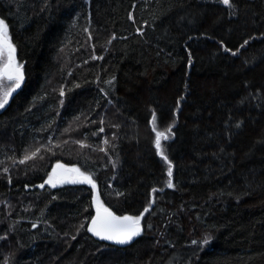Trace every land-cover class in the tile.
Returning <instances> with one entry per match:
<instances>
[{"label": "trees", "instance_id": "16d2710c", "mask_svg": "<svg viewBox=\"0 0 264 264\" xmlns=\"http://www.w3.org/2000/svg\"><path fill=\"white\" fill-rule=\"evenodd\" d=\"M231 3L0 0L26 78L0 115V264H264V0ZM57 160L143 235L91 237V184L38 188Z\"/></svg>", "mask_w": 264, "mask_h": 264}, {"label": "snow or ice", "instance_id": "6c2138e0", "mask_svg": "<svg viewBox=\"0 0 264 264\" xmlns=\"http://www.w3.org/2000/svg\"><path fill=\"white\" fill-rule=\"evenodd\" d=\"M224 5L228 7H233L231 0H220ZM245 44L248 41L244 42ZM243 47V45L241 46ZM15 46L12 44L10 37L8 35V26L4 20L0 19V88H4L3 81L11 82L6 86L2 95H0V108H3L7 103L9 97L12 93L20 88L21 83L24 79L22 72L23 65L17 63L15 56ZM235 54V53H233ZM155 115H153V123L155 122ZM103 131V129H101ZM153 131H156L155 127ZM168 133L171 132V127L167 130ZM168 139V135L165 132L156 131V140L155 146L159 154L163 157L165 161L168 160L167 156L164 155L163 148L161 145V140ZM107 143V141H105ZM36 156V153H32L31 156H26L25 159H31ZM21 163L24 161L21 160ZM56 169H63L62 173H57L56 170L49 175L48 179L45 181L46 184L56 187L57 183L72 182V183H88L91 184L93 188L96 187L95 182L92 180V177L81 172L79 168L65 169L63 165L57 164ZM66 173L75 174L72 178H69ZM168 175H172V167L169 162ZM168 186L172 187L171 180L168 182ZM39 187L43 188L44 184H41ZM148 209H145L147 212ZM97 214L91 218V226L88 228L89 232H92L93 235L98 236L103 240L114 241L117 244H127L133 240L134 237L141 234V216H116L108 208L103 207L98 203L97 205ZM84 227V225H81ZM210 238H206L203 243H209ZM193 244H196L197 241H192Z\"/></svg>", "mask_w": 264, "mask_h": 264}, {"label": "water", "instance_id": "95a60500", "mask_svg": "<svg viewBox=\"0 0 264 264\" xmlns=\"http://www.w3.org/2000/svg\"><path fill=\"white\" fill-rule=\"evenodd\" d=\"M16 49V48H15ZM15 56H16V61H17V63H19V61H18V57H17V52H15ZM22 72H23V75H24V79H23V81H22V83H21V86H20V88H18V89H16L13 93H12V95L9 97V99H8V103L3 107V108H0V115H2L7 109H8V107L10 106V104L12 103V101H13V99L21 92V90L23 89V87H24V85H25V82H26V78H25V73H24V70H23V68H22ZM58 164H61V165H63L64 166V168L65 169H72V167H69V166H67V165H65L64 163H58ZM57 165V164H56ZM56 165L54 166V168H53V171L54 170H56V172L57 173H62L63 172V169H56ZM66 175L69 177V178H72L75 174H73V173H66ZM66 183H71V182H66ZM61 185V183H57V186L56 187H52L51 185H49V184H46L45 182H44V187L43 188H41V187H38L39 189H44L46 186H49V187H51V188H58L59 186ZM27 190H29V188H27ZM97 189L95 188V193H94V206H95V214H94V216H96V214H97V212H96V210H97ZM111 211V210H110ZM112 213H114L113 211H111ZM115 214V213H114ZM116 215V214H115ZM93 216V217H94ZM117 216V215H116ZM91 226V221L89 222V224H88V227H87V232H88V234L91 236V237H93L94 239H96V240H98V241H103V242H110L111 244H113L114 246H116V247H118V248H126V247H128V246H130V245H132L134 242H136L142 235H143V232H144V228H143V226L141 225V234L140 235H138V236H136V237H134L133 238V240L131 241V242H129V243H127V244H117L116 242H114V241H110V240H103V239H100L98 236H95V235H93V233L92 232H89L88 231V228Z\"/></svg>", "mask_w": 264, "mask_h": 264}, {"label": "rangeland", "instance_id": "374dc122", "mask_svg": "<svg viewBox=\"0 0 264 264\" xmlns=\"http://www.w3.org/2000/svg\"><path fill=\"white\" fill-rule=\"evenodd\" d=\"M62 104H63V102H62ZM69 135L72 138H67L68 140L66 139V141H68V143H71L72 142V144H75V141L77 142V140L80 139V136L78 134V130L77 129L72 130V132H70ZM53 137L56 138V140H54ZM48 138L54 140L56 147H58L59 144H60V146L62 145V139L59 137V135L56 136V134H55L54 131H52L51 133H49ZM59 148H57V149H50V148H48V146L46 144H43V146L41 147L42 152H40L39 157H42V159H44L49 154H52L53 155L54 152H56L57 150H59ZM72 150H73V147H69V151H72ZM42 159H40L39 161H41ZM58 161H60V160H57L56 162H54L51 171L49 172V174L46 177V180L48 179L49 175L53 173V167L55 166V163H57ZM75 166L77 167L78 165H75ZM72 168H75V167H72ZM77 168H79L80 171L83 172V173H85L86 175L91 176L90 173L88 171H85L83 168L81 169L79 166ZM92 180H93V177H92ZM64 183H61V184L65 185ZM98 202H99L100 205H103V207L105 206L102 198H99ZM85 219L86 218L84 217L82 220L79 221L80 227H75V230L73 231L75 234H78L80 231L83 230L84 227H81V225H85V222H84Z\"/></svg>", "mask_w": 264, "mask_h": 264}]
</instances>
